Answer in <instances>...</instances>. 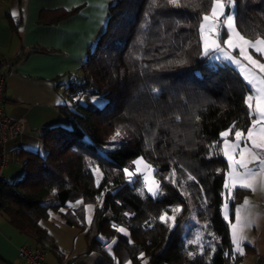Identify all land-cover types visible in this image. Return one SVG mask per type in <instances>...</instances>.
I'll return each instance as SVG.
<instances>
[{
	"label": "trees",
	"instance_id": "16d2710c",
	"mask_svg": "<svg viewBox=\"0 0 264 264\" xmlns=\"http://www.w3.org/2000/svg\"><path fill=\"white\" fill-rule=\"evenodd\" d=\"M151 2L115 0L109 5L105 27L81 65L82 77L66 88L69 102L61 106L66 123L46 129L42 152L25 154L22 178L0 182V211L43 250L49 234L40 220L81 199L95 204L87 251L101 246L92 234L99 233L107 239L116 235L115 255L131 264H143L140 253L148 264H237L241 256L231 259L228 224L221 215L226 160L221 155L209 158V145L218 142L219 147V133L234 121L245 131L250 126L245 105L249 89L233 66H214L199 55L198 32L190 26L211 0H197L201 6L194 10L191 4L167 6L166 0L152 8ZM238 11L242 34L264 36V0H238ZM177 53L188 63L168 65ZM151 88L158 93L153 95ZM93 95L103 97L100 107L91 106ZM117 130L122 132L118 146H108ZM137 156L155 167L162 195H141L127 182L123 169ZM96 167L102 173L99 186ZM173 170L185 177L180 181L176 173V186L161 179ZM188 174L196 180L187 181ZM185 191L190 195L181 194ZM244 192L236 190L231 207ZM205 197L207 205L202 206ZM181 201L194 207L196 217L203 215L208 231L219 238L211 239L216 244L211 259L209 244L204 254L189 258L188 252H198L200 243L183 240L186 214L176 218L171 231L159 221ZM82 210L80 205L62 213L65 222L84 228Z\"/></svg>",
	"mask_w": 264,
	"mask_h": 264
},
{
	"label": "crops",
	"instance_id": "0c3cea01",
	"mask_svg": "<svg viewBox=\"0 0 264 264\" xmlns=\"http://www.w3.org/2000/svg\"><path fill=\"white\" fill-rule=\"evenodd\" d=\"M114 1L0 0V61L4 62L5 75L2 111L9 118L26 122L24 133L0 146L8 156L3 169L5 181L22 178L25 154L42 152L46 129L66 123L61 112V106L69 102L66 88L82 77L81 65L104 29L108 7ZM13 11L17 13L15 18ZM226 171L227 161L224 178ZM244 191L229 207L230 221L235 222V207L245 198L250 201L249 209L242 214L252 221V226L245 229L251 243H245V254L237 264H264V196L259 191ZM228 231L230 236L229 226ZM20 246L33 249L39 245L14 228L0 211V263L29 264L19 257ZM61 261L64 259L59 257L54 264ZM44 262L49 264L45 255Z\"/></svg>",
	"mask_w": 264,
	"mask_h": 264
},
{
	"label": "snow or ice",
	"instance_id": "6c2138e0",
	"mask_svg": "<svg viewBox=\"0 0 264 264\" xmlns=\"http://www.w3.org/2000/svg\"><path fill=\"white\" fill-rule=\"evenodd\" d=\"M166 4L173 8L188 7L191 4L193 10L201 6L197 0H166ZM96 6L104 9L107 8L105 4H98ZM159 6H161V0H152V8ZM12 16L15 18L17 13L13 11ZM195 19L197 20V24L190 27H194L198 32L199 55L210 62L221 61L234 66L243 76V80L250 92L245 98V105L248 110L247 114L251 121L246 132L238 128L234 121L226 130L219 133L222 140V144L219 147H217L218 142L209 145V158L222 155L227 161V171L225 172L223 183L224 191L221 192V196L224 197L222 214L224 221L228 222L230 229V239L233 246L231 259L235 260L237 255L243 256L245 254V243H251L245 235V229L252 226V221L242 214L250 207L248 198L244 199L242 205L235 207V222H231L229 218L230 203L235 199V192L238 189L249 190L252 193L259 191L264 196V62H261L264 59V36L249 39L239 30L237 24L239 19L238 0H211L207 11L202 12ZM101 23H103V20H101ZM177 23L179 24V22ZM250 49L252 50L251 52L249 51ZM237 52L238 56L234 54ZM253 53L257 54L261 59H257ZM136 58L139 59L140 57ZM244 61L247 63L245 64ZM187 63L188 60L180 53H177L176 59L167 62L168 65H185ZM165 66L156 65L157 68ZM149 91L153 95H156L159 90L151 88ZM93 102L100 103V100L93 97ZM196 119L199 120V116ZM229 136H233V139L230 140ZM119 138H122V132L117 130L112 140L115 142ZM117 146V144H113V147ZM133 163L136 165L135 172H130L128 168L123 169L124 175L129 182H133V177L136 173H142L141 165L148 172L154 171L152 165L148 164L143 157L133 161ZM250 165L254 166L250 167ZM93 173L102 175L98 167L93 168ZM175 177L176 173L173 170L164 179L168 180L173 186H176L177 180ZM143 179L148 192L153 198L163 194V186L160 181L152 180L149 182L148 175H144ZM195 180L194 176L188 174L187 181ZM96 183L99 186L100 181L97 180ZM180 187H183V185H180ZM200 192H204L202 187L200 188ZM140 194L143 195V192L141 191ZM181 194L186 197L190 195L186 191ZM77 203L79 204L80 201ZM206 205L207 198L205 197L202 206ZM87 207L91 208L92 206L88 205ZM182 210L181 206H175L171 209V216L167 212H164L158 219L171 231L176 225L177 215ZM125 215L128 214L126 213ZM91 222V218L89 217L88 223ZM117 231L125 235L127 234L126 229L122 227L118 228ZM209 235L212 236L213 241H218L219 238L214 233L209 232ZM200 240L202 238L198 236L197 242ZM193 242L189 241L188 243ZM208 247L209 259H211V254L216 252V244L210 241ZM108 250L109 252L112 251L111 244L108 245ZM204 251V244L200 243L198 252L189 251L188 256L194 260L197 254L202 255ZM224 255L227 257L229 253L225 252ZM140 258L143 264H148L147 260L144 259V253H140ZM126 264H131V261H127Z\"/></svg>",
	"mask_w": 264,
	"mask_h": 264
},
{
	"label": "rangeland",
	"instance_id": "374dc122",
	"mask_svg": "<svg viewBox=\"0 0 264 264\" xmlns=\"http://www.w3.org/2000/svg\"><path fill=\"white\" fill-rule=\"evenodd\" d=\"M249 51L251 52L252 50L250 49ZM234 54L238 56V52ZM253 55L257 59H261L257 54L253 53ZM261 62H264V59H262ZM210 63L214 66H217L220 64H228L227 62H221V61H215V62H210ZM244 63L246 64L247 62L244 61ZM239 74L241 75L240 72ZM241 77L243 79L242 75ZM247 94L249 95L250 92ZM93 97L99 98L100 103H94ZM103 103H104V99L102 96L93 95L90 98V104L92 107H100ZM64 119L65 121H67L66 117ZM226 129H223L221 131H224ZM114 143H116V141L114 142L111 138L110 145L108 146H113ZM141 157L142 156H137L133 161ZM133 161H132L131 167H125V168H128L130 172H135V169H136V165L133 163ZM152 168L154 169V171L148 172L147 170L143 169V165H141L142 173H136V175L133 177V182H129V180L126 177L125 178L127 182L133 184L136 191H138L139 193H141L142 191L143 194L151 196V194L148 192V189L145 185L143 177L144 175H148L149 182H151L152 180L160 181V178L158 177L156 173V169L153 165H152ZM217 170L220 171V169H217ZM217 170L216 172H219ZM178 172L180 171H177L176 173ZM169 175L170 174L168 173L162 174L163 176V178H161L162 181L163 180L168 181V180H165L164 177H168ZM94 176H95V181H97L100 179L101 174H94ZM178 177L181 178L179 179L180 181H183L182 179H185V177L181 174H179ZM179 180L177 181L179 182ZM78 201H80L79 204L77 203ZM223 203H224V197H223V201L221 204V213H222ZM80 205H82V209H83L82 210V220L84 223V228H81L78 225L67 224L62 215V213L69 212L70 209H73ZM88 205H91L92 207L88 208L87 207ZM178 205L181 206L183 210L181 211L180 214L177 215L176 218L181 219L182 215L186 214L185 217H183L184 219L182 218L183 220L181 223L182 225L181 233H182L185 244H187L189 241H194L193 243H196L197 237L199 236L202 238V240L198 241L197 243H203L204 246L208 245L212 239V236L209 235L208 222L205 219V217L203 215L200 216V218L196 217L195 215L197 212L194 209V207L186 205L184 201L183 202L181 201V203ZM94 206H95L94 203H84L81 199H72L67 202L66 207H62L59 211H50L46 218H43L40 220L41 225L47 230L49 234V239L45 241L43 245V250H42L45 255V261L47 263L54 264L55 262H57L58 258L61 257L64 259V261H61L59 264H63V263L65 264H126L127 261L125 260L121 261L119 259V256H116L114 253L113 248H114L115 243H113V241L116 242V239H117L116 235L107 239L102 234L92 233L93 236L95 238H98L102 244L101 246L96 247L90 251L86 250L87 244H88L86 233H87V229L91 225V223H88V218L90 217L92 221L93 213H94ZM185 206H187L188 209H186ZM168 215L171 216L172 212L168 213ZM205 225H207V227H205ZM118 228H121V227H118ZM109 244L112 245L111 252H109L108 250Z\"/></svg>",
	"mask_w": 264,
	"mask_h": 264
},
{
	"label": "built area",
	"instance_id": "2783aa9c",
	"mask_svg": "<svg viewBox=\"0 0 264 264\" xmlns=\"http://www.w3.org/2000/svg\"><path fill=\"white\" fill-rule=\"evenodd\" d=\"M3 61H0V146L8 139L21 135L26 130V122L23 118H9L2 111L3 88L5 84V75L3 70ZM1 149V147H0ZM8 163V156L3 149L0 151V182L4 180L3 169ZM18 255L29 264H46L44 262V253L39 247L30 249L27 246L18 248ZM65 264V263H63Z\"/></svg>",
	"mask_w": 264,
	"mask_h": 264
}]
</instances>
